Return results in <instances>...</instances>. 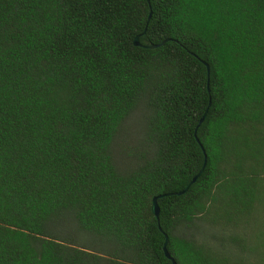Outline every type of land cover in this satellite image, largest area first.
Masks as SVG:
<instances>
[{"label": "trees", "instance_id": "obj_1", "mask_svg": "<svg viewBox=\"0 0 264 264\" xmlns=\"http://www.w3.org/2000/svg\"><path fill=\"white\" fill-rule=\"evenodd\" d=\"M164 241L264 264V0H0V264Z\"/></svg>", "mask_w": 264, "mask_h": 264}, {"label": "water", "instance_id": "obj_2", "mask_svg": "<svg viewBox=\"0 0 264 264\" xmlns=\"http://www.w3.org/2000/svg\"><path fill=\"white\" fill-rule=\"evenodd\" d=\"M132 43L134 45H136V46H140V47H143V48H155V47H157L159 45V44H153V43H146V44H143L142 45L138 41V35H135L133 37ZM206 73L208 74V67H207V65H206ZM204 115H205V112H203V114L199 118L197 124H199L202 121ZM204 163H205V156L203 155V161H202V165H201L200 169L197 171L196 174H194L192 176V178L190 179V181L182 189H180L179 191L176 192V194H181V193L185 192L186 189H187V187L189 186V184H191L192 182H194L196 180L197 176L200 174V172H201V170H202V168L204 166ZM165 194H171V193H165ZM161 195H163V194H160V195H157V196L159 197ZM157 196L152 197L151 204H150V211L154 215V217H157V215H158V206H157L156 201H155V199H156ZM164 238H165V236H164ZM162 250H163L164 255L167 258H170L169 255H168V253L166 252V249H165V241H164V243L162 245ZM170 261H171V264H174V262H173V260L171 258H170Z\"/></svg>", "mask_w": 264, "mask_h": 264}]
</instances>
